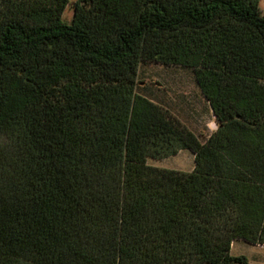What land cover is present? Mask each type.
Returning a JSON list of instances; mask_svg holds the SVG:
<instances>
[{
	"label": "trees",
	"instance_id": "obj_1",
	"mask_svg": "<svg viewBox=\"0 0 264 264\" xmlns=\"http://www.w3.org/2000/svg\"><path fill=\"white\" fill-rule=\"evenodd\" d=\"M0 0V264H252L264 245L260 0ZM193 70L217 129L136 91ZM190 149L191 171L163 168Z\"/></svg>",
	"mask_w": 264,
	"mask_h": 264
},
{
	"label": "rangeland",
	"instance_id": "obj_2",
	"mask_svg": "<svg viewBox=\"0 0 264 264\" xmlns=\"http://www.w3.org/2000/svg\"><path fill=\"white\" fill-rule=\"evenodd\" d=\"M73 1L71 0L63 16L67 22H70L73 16ZM260 7L264 14V0H260ZM198 89L200 88L195 80L194 72L189 67L166 65L159 62H143L139 67L136 91L150 98H155L159 104H164L165 108L167 106L170 111L173 109L181 121L184 118L189 122L196 115L205 112L206 105ZM189 114L193 117H189ZM206 136L207 134L203 137ZM192 156L190 150H184L171 161H178L184 157L180 167L190 171L194 164ZM148 163L155 165L164 162L149 158ZM232 252L234 255H245L252 264H264V246L241 242L233 248Z\"/></svg>",
	"mask_w": 264,
	"mask_h": 264
},
{
	"label": "crops",
	"instance_id": "obj_3",
	"mask_svg": "<svg viewBox=\"0 0 264 264\" xmlns=\"http://www.w3.org/2000/svg\"><path fill=\"white\" fill-rule=\"evenodd\" d=\"M200 94H201V97L202 99L204 100L205 102V105H206V110L205 112H203L201 115H196L195 117L193 116H190L189 114V117H193L194 119L191 120V121H187V120H184L183 118V122L192 130L194 131L196 134H210L212 133L213 131H215L217 129V123L215 121V117L213 115V111H212V108L208 102V100L204 97V95L202 94L201 90L198 89ZM150 98V97H149ZM152 100H154L155 102H157V100L155 98H150ZM162 105V104H161ZM164 106V104L162 105ZM165 107V106H164ZM167 108V106H166ZM175 111V110H174ZM171 112L173 114H175V112H173V109L171 110ZM176 115V114H175ZM178 117V114L176 115ZM181 119V118H180ZM184 150H190V149H182L180 150L177 154L173 155V156H170V157H167V158H164V159H158L157 161H160V162H164L162 164H155V166H159V167H163V168H170V169H178V170H184L185 168L183 167H180L182 164L181 161L184 159L181 158L180 160L178 161H171L173 160L174 157L180 155ZM193 154V156L191 157L192 158V161L194 159V164L192 165V169H194L195 167V154L192 150H190ZM167 165V166H166ZM178 166V167H177ZM190 170V171H191ZM186 171V170H184ZM241 242H247V241H244L243 239H236L233 243H232V248H231V254H233V248L237 245V244H240ZM255 246H260V247H263L264 245L263 244H255ZM234 255V254H233Z\"/></svg>",
	"mask_w": 264,
	"mask_h": 264
}]
</instances>
